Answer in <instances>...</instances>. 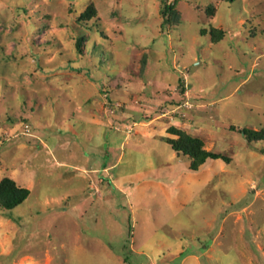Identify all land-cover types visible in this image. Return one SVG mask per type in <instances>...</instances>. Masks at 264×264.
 <instances>
[{
  "label": "rangeland",
  "instance_id": "rangeland-1",
  "mask_svg": "<svg viewBox=\"0 0 264 264\" xmlns=\"http://www.w3.org/2000/svg\"><path fill=\"white\" fill-rule=\"evenodd\" d=\"M263 127L264 0H0V264H264Z\"/></svg>",
  "mask_w": 264,
  "mask_h": 264
},
{
  "label": "trees",
  "instance_id": "trees-1",
  "mask_svg": "<svg viewBox=\"0 0 264 264\" xmlns=\"http://www.w3.org/2000/svg\"><path fill=\"white\" fill-rule=\"evenodd\" d=\"M229 3H234L237 0H226ZM174 8L172 6H165L163 16L167 22L172 20ZM95 14L93 7H90L82 17L91 18ZM214 41H220L223 36L222 32L213 31L211 33ZM81 43H78V49L82 53ZM169 133L177 136V139H166L167 144L173 151L178 154L187 156L190 161V170L199 171L200 167L205 165L209 160H222L226 164L231 162L230 158L222 154L209 152L204 149V143L198 138L187 135L186 133L170 128ZM240 133L249 142H262L264 141V127L260 131L250 129H242ZM31 195L30 190L19 187L16 182L10 178H5L0 182V207L2 209L12 211L26 202Z\"/></svg>",
  "mask_w": 264,
  "mask_h": 264
}]
</instances>
